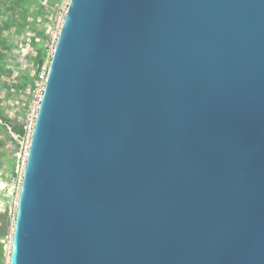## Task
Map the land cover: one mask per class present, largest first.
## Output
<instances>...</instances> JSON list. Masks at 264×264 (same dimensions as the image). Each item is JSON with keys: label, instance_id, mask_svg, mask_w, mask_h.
Listing matches in <instances>:
<instances>
[{"label": "water", "instance_id": "water-1", "mask_svg": "<svg viewBox=\"0 0 264 264\" xmlns=\"http://www.w3.org/2000/svg\"><path fill=\"white\" fill-rule=\"evenodd\" d=\"M5 264H264V0H69Z\"/></svg>", "mask_w": 264, "mask_h": 264}, {"label": "rangeland", "instance_id": "rangeland-1", "mask_svg": "<svg viewBox=\"0 0 264 264\" xmlns=\"http://www.w3.org/2000/svg\"><path fill=\"white\" fill-rule=\"evenodd\" d=\"M68 2L69 0H0V111L3 115H8L12 106L18 105L14 85L33 68L36 51L41 52L44 63H48L51 34ZM13 27L26 28L20 36L14 38ZM24 113L26 118L27 104ZM0 150H3L1 144ZM1 156L2 153L0 158ZM4 162L5 160L3 165ZM3 182L7 185L10 183L8 166H3V171H0V183ZM15 186H19L17 178Z\"/></svg>", "mask_w": 264, "mask_h": 264}, {"label": "trees", "instance_id": "trees-1", "mask_svg": "<svg viewBox=\"0 0 264 264\" xmlns=\"http://www.w3.org/2000/svg\"><path fill=\"white\" fill-rule=\"evenodd\" d=\"M56 1V0H55ZM14 32L12 33L13 37H17L21 35V32L26 27H13ZM41 52L36 51L35 60L33 63V68L31 71L21 76L18 81L15 83L14 88L19 91L20 94H26V99H28V94L23 92L22 89L25 86H29L30 89L34 86V80L37 76V73L40 71L41 67L44 64V58ZM17 157H15L14 161L9 162L8 168L9 171L13 172V175L9 176V184L15 183L17 178ZM16 198V190L9 189L6 187L5 189L0 191V264H5L7 247L10 241V233H11V220L13 217V202Z\"/></svg>", "mask_w": 264, "mask_h": 264}, {"label": "crops", "instance_id": "crops-1", "mask_svg": "<svg viewBox=\"0 0 264 264\" xmlns=\"http://www.w3.org/2000/svg\"><path fill=\"white\" fill-rule=\"evenodd\" d=\"M28 90H30L29 86H25L22 89L23 92ZM16 92L14 96L18 101V105L12 106L8 115H3L0 111V144L3 145V150H0V153L3 155L0 158V171H3V166L9 165L10 160H15L18 152L26 144L24 136V112L26 111V104L28 107V99H26V94L24 96V93L20 94L18 90ZM8 175H13V172L9 171V168Z\"/></svg>", "mask_w": 264, "mask_h": 264}, {"label": "built area", "instance_id": "built-area-1", "mask_svg": "<svg viewBox=\"0 0 264 264\" xmlns=\"http://www.w3.org/2000/svg\"><path fill=\"white\" fill-rule=\"evenodd\" d=\"M64 14H65V11L63 15L59 17L58 22H57V27L51 34L50 45L48 46L50 56L52 54V51H53V48H54V45L57 39L58 32H59L61 23L64 18ZM47 67H48V63L45 62L43 66L41 67L40 71L37 73V76L34 80L33 88L26 91V93L28 94V113L26 114L27 117L25 118V122H24V136H25L26 144L24 148L21 149V151H19L17 154L16 162H17V182L18 183L20 181L21 172L25 164L28 143H29L30 136L33 130V125H34L35 117L37 114L38 105L40 103L41 96L44 90L46 74H47ZM15 207H16V198L13 202V216H14ZM12 220H13V217H12Z\"/></svg>", "mask_w": 264, "mask_h": 264}]
</instances>
